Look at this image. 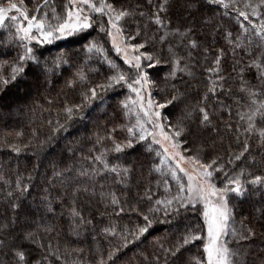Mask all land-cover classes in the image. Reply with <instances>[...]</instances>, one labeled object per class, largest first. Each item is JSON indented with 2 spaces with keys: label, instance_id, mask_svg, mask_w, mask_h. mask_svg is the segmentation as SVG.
I'll use <instances>...</instances> for the list:
<instances>
[{
  "label": "trees",
  "instance_id": "16d2710c",
  "mask_svg": "<svg viewBox=\"0 0 264 264\" xmlns=\"http://www.w3.org/2000/svg\"><path fill=\"white\" fill-rule=\"evenodd\" d=\"M7 2L0 0L2 4ZM12 2L19 4L20 0ZM23 2L31 10L37 0ZM49 2L58 11L63 10L65 0ZM137 3L138 0H125V6H135ZM169 4V16L174 23L192 24L196 28L197 38L205 45L212 44L214 50L225 48L223 67L226 72L231 71V50L223 36L216 34L214 27H227L235 34L238 27L235 21L221 17L223 9L206 0H200L194 7H188L186 0H169ZM205 21L208 23L205 24ZM98 31L90 30L87 40L77 35L50 45H37L36 52L41 57V65L45 60L48 61L51 71L45 72L34 64H26L27 76L15 83L0 84V239H6L9 245L22 244L31 264H100L101 259L104 264H165V254L160 246L167 249L177 244L187 226L203 222L198 213L181 211L179 216L170 221L155 223L148 233L137 238L136 226L143 224L142 217L128 210L127 205L125 213L116 215L119 205L110 203V191H114L121 201L126 198L135 204L137 194L143 193L148 187L152 188L155 198L166 195L164 179H168L172 185L173 193L176 187L175 181L164 175V171H155L160 158L154 153L149 154L140 145L125 149L119 160H116L117 154L110 139H103L101 144L96 143L97 135L104 138L113 127L117 128L116 138L123 140L127 132L120 126L128 123V117L121 113L119 107V101L128 92L126 88L105 93L98 91V98L89 103L81 96L83 86L80 82L77 81L75 87L69 83L77 79L79 71L86 75L88 86L104 82L108 74L107 65L101 67L96 54H92L89 59L84 49L88 40L99 38ZM104 40L111 57L122 65L123 61L112 50L109 38L104 37ZM22 52V47L15 42L13 31L7 27L0 29V64L7 68ZM60 53H67L65 59L71 57V60L54 64L53 60ZM167 71L168 66L162 64L154 70V75L163 77ZM196 71L198 79L191 81L192 95L185 103L197 98V92L203 94L205 91L207 74L199 75L202 66L197 67ZM248 78L251 79V74ZM229 83L233 92H236L239 85L232 81ZM170 91V86L161 79L153 94L161 99ZM219 100L225 107L222 108L216 98L209 101V108L214 112L213 125L219 131L212 130L211 135L208 132L201 135L216 140L213 155L219 153L225 160L231 158V153L239 154L244 148L245 139L248 140L250 149L245 153L247 159L235 162L234 168L236 172L241 168L245 170V191L242 196L230 194V205L234 209L237 228L243 221L256 231L255 238L242 251L248 264H259V256L264 253V185L248 183L251 177L247 173L250 171L254 175H264V163L261 162L264 142L258 133H245L243 129L247 127L246 122L239 121L236 116L238 110L247 113V107L238 108L235 96L221 95ZM72 105L81 107L75 110L71 120H67L64 108ZM184 106L181 104L180 108H169L167 111L179 115ZM227 106L233 109L231 118ZM49 120L53 121L51 125ZM56 120L65 125L63 130L56 131ZM228 122L233 125L239 123V131L227 129L225 125ZM256 123L258 128L264 126L259 116L256 117ZM14 147L20 151H15ZM94 147L100 151L109 149L105 158L110 166H117L119 175L104 169L99 163L92 165L100 169L98 173L90 171V156L99 154L93 151ZM252 157L256 158V164L251 163ZM227 167L233 170V165ZM123 169L129 171L125 173ZM81 171L89 174L81 175ZM122 178L125 181L123 184L120 183ZM18 180L26 189L23 193L17 187ZM84 188L89 191L85 193L82 191ZM10 192L13 195L10 196ZM16 203L19 207L13 208ZM139 206L143 210L149 205L140 201ZM112 224L118 228L115 237L103 232L105 227ZM26 233L33 234L35 243L21 239ZM122 237H126V244ZM7 252V247L0 248V264H16ZM157 256L160 257L158 262ZM198 258H205L200 241L185 246L177 257L169 256L168 261L169 264H195Z\"/></svg>",
  "mask_w": 264,
  "mask_h": 264
},
{
  "label": "snow or ice",
  "instance_id": "6c2138e0",
  "mask_svg": "<svg viewBox=\"0 0 264 264\" xmlns=\"http://www.w3.org/2000/svg\"><path fill=\"white\" fill-rule=\"evenodd\" d=\"M206 2L222 8L221 17L234 20L238 26L235 34L227 27H214L216 34L223 36L231 50V71L226 72L223 67L225 48L214 50L212 44L205 45L197 38L194 25L173 22L169 16V0H138L135 6H125V0H65L62 11L53 7L49 0H37L31 10L23 0L19 4L12 0H8L7 4L0 3V29L7 27L12 30L15 42L23 49L22 54L8 64L7 68L0 64V84L15 83L27 76L26 64H34L45 72L51 71L48 61L45 60L41 65V57L36 52L37 45H50L57 40L77 35H82L87 40L90 30L98 29L99 38L88 40L84 49L89 54V59L92 54H96L100 66L107 65L108 74L105 75L104 82L88 86L86 75L79 71L77 79L69 83L75 87L79 81L83 86L81 96L89 103L98 98V91L105 93L116 88H126L128 92L119 101V107L121 113L128 117V123L120 126L127 132L123 140L116 138L117 128L113 127L106 137L97 135L96 143L101 144L103 139H110L117 154L116 160H119L125 149L140 145L149 154L154 153L160 158L155 171L163 173L161 165H166L168 171L163 174L174 180L176 187L173 193L172 185L168 179H164L166 195L155 198L152 188L148 187L143 193L137 194L135 204L126 198L121 201L114 191H110V203L119 205L116 215L125 213L127 205L128 210L142 217L143 224L136 226L135 235L138 238L148 233L155 223L170 221L179 216L181 211L198 213L202 217V224L187 226L177 244L167 249L160 246L165 254V264H169V256L177 257L182 248L197 241L202 243L206 258L196 259L195 264H248L242 250L255 238L256 231L243 221L237 228L234 209L230 205V194H244L245 170L241 168L236 172L234 168L235 162L247 159L245 153L249 152L250 145L245 139L243 150L239 154L231 153V158L225 160L219 153L213 155L216 140H209L201 133L208 132L211 135L212 130L219 131L213 125L214 112L209 108V101L216 98V102L223 108L225 105L219 100V96H235L238 108H248L247 113L239 110L236 112L238 120L247 124L244 132L258 133V137L264 142V126L258 128L256 123V117L259 116L264 124V0ZM199 3L200 0H186L188 7ZM104 37L111 40L112 50L118 57H122V65L109 54ZM65 56L67 53H60L53 63H68L71 57L65 59ZM162 64L168 66V71L163 77L154 75V70ZM201 66L199 75L207 74L205 91L203 94L197 92V98L185 103L192 95L191 81L198 79L196 69ZM249 74L251 79L248 78ZM161 79L170 86L171 91L166 97L157 99L153 90ZM230 81L239 85L236 92H233ZM181 104L185 106L180 109L179 115L167 111L169 108H180ZM80 107L81 105L66 106V119L71 120L75 110ZM227 112L231 118V106H227ZM48 123L51 125L53 121L49 120ZM55 124L56 131L65 128L59 120ZM225 127L229 130L235 128L238 132L241 125L228 122ZM237 141L239 142V137ZM14 150L20 151L16 147ZM93 151H98L99 154L90 156V171L98 173L100 169L93 168L92 165L99 163L104 169L120 174L117 166H110L105 158L108 148L100 151L94 147ZM261 162L264 163V156ZM251 163H257L255 157L251 158ZM228 165H233V170H229ZM123 171L127 173L129 170ZM80 174L87 176L89 173L81 171ZM247 175L251 177L248 183L264 185V175H254L250 171ZM120 183H125L123 178ZM16 184L21 193L26 191L19 180ZM159 184L160 181L157 182V188ZM82 191L87 193L89 190L84 188ZM9 195L13 193L10 192ZM140 201L149 206L142 210ZM18 207V203L13 205V208ZM117 230V225L112 224L105 227L103 232L115 237ZM122 238L126 244V237ZM21 239L35 243L32 233L22 235ZM4 247L8 248L7 255L16 264H31L22 244L9 245L6 239H0V248ZM242 257L244 258L241 259ZM159 259L157 256V262ZM100 264H104L103 259ZM259 264H264V253L259 256Z\"/></svg>",
  "mask_w": 264,
  "mask_h": 264
},
{
  "label": "rangeland",
  "instance_id": "374dc122",
  "mask_svg": "<svg viewBox=\"0 0 264 264\" xmlns=\"http://www.w3.org/2000/svg\"><path fill=\"white\" fill-rule=\"evenodd\" d=\"M68 38V37H67ZM67 38H64V39H60V40H57V41H63V40H65V39H67ZM109 41H110V43H111V40L109 39ZM112 45V44H111ZM115 52V51H114ZM115 54H116V52H115ZM117 55V54H116ZM121 60H122V57H119ZM161 167H162V169H163V171L165 172V173H167V171H168V169H167V167H166V165H161ZM181 175H183V174H181ZM186 179V178H185ZM206 258V257H205Z\"/></svg>",
  "mask_w": 264,
  "mask_h": 264
}]
</instances>
